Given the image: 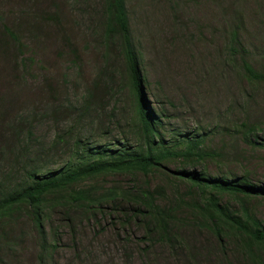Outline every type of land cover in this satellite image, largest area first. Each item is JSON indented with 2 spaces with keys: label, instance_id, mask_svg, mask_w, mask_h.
Returning <instances> with one entry per match:
<instances>
[{
  "label": "rangeland",
  "instance_id": "rangeland-1",
  "mask_svg": "<svg viewBox=\"0 0 264 264\" xmlns=\"http://www.w3.org/2000/svg\"><path fill=\"white\" fill-rule=\"evenodd\" d=\"M123 2L150 108L167 116L160 135L176 141L199 131L210 155L185 167L175 160L164 165L264 186V82L249 79L241 62L264 74V0ZM104 7V0H0V153L4 144V151L15 148L13 127L22 134L19 146H28L54 170L65 165L67 150L52 143L68 128L108 149L138 141L130 127L135 123L127 85L116 84V77L96 124L92 116L78 121L93 83L111 76L112 66L101 71L108 61ZM116 55L112 51L119 66ZM244 126L254 132L247 135ZM0 169L9 171L8 162ZM146 183L163 186L168 196L185 194L188 187L160 170L148 177L100 176L88 185L97 194L113 186L134 194ZM46 201L40 229L19 208L0 220V264H264V245L251 244L260 258L253 263L241 238L216 235L214 227L187 216L186 208L174 227L173 246H153L140 240L141 220L125 201L87 209ZM220 202L240 212L238 198L222 195ZM246 203L264 226V199Z\"/></svg>",
  "mask_w": 264,
  "mask_h": 264
},
{
  "label": "trees",
  "instance_id": "trees-1",
  "mask_svg": "<svg viewBox=\"0 0 264 264\" xmlns=\"http://www.w3.org/2000/svg\"><path fill=\"white\" fill-rule=\"evenodd\" d=\"M104 1L103 61L105 62L107 57L108 61L101 71L104 73V70L112 66L111 76L109 82H101L98 78L93 83L91 90L84 97V104L79 107L78 121L84 122L88 116H92L93 123L96 124L102 116L100 113L108 108L106 99L111 97L115 85L125 83L132 100L131 121L135 123H130V127L137 133L138 141L130 145L127 141L117 142V148L108 149L99 143H89V138L72 133L73 128H68L52 143V148L54 145L63 144L67 150L65 165L54 170L49 167L44 157L35 154L28 146L20 147L22 134L19 133V128H11L12 135L18 142L13 150L7 151H4V144L0 153V164L5 161L9 164V171L6 173L0 169V220L9 217L10 213L19 208L31 217L35 226L40 229L48 197L53 207L71 209H87L99 202L114 203L120 199L140 218L144 228V236L140 239L142 242L147 241L153 246H173L176 236L174 227L178 221H183L181 211L186 208L187 216L199 220L202 227H214L216 235L231 232L241 238L244 241L242 245L249 249L247 259L253 263L259 262L260 258L251 244L264 245V226L250 214L246 201L250 197L264 199V186H251L243 179L212 178L205 173L184 168L210 156L204 150V135L194 131L176 137V141L172 138L166 142L163 140L159 128L161 121L167 116L162 111L150 108L124 2ZM6 32L12 36L10 30L6 29ZM112 51L117 53L119 66L114 65ZM108 62H112V65ZM241 62L242 70L249 79L264 82V74L254 71L244 59H241ZM115 77L117 83L113 84ZM244 127L248 130L247 135L254 132L251 127ZM31 135V132L27 133L29 139ZM168 160H175L184 167L170 170L164 165ZM158 170L185 182L188 185L186 193L178 196V193L171 192L172 196H168L167 189L163 186L151 187L146 183L145 187L136 189L134 194L114 186L97 194L95 187L88 185L100 176L128 173L148 177ZM171 185L172 191L173 184ZM222 195L238 198L240 212H231L226 204L221 203Z\"/></svg>",
  "mask_w": 264,
  "mask_h": 264
}]
</instances>
